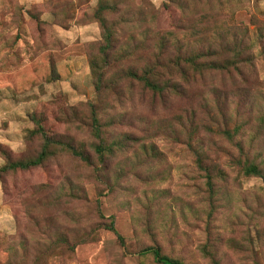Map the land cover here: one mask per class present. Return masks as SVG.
<instances>
[{
	"label": "rangeland",
	"instance_id": "rangeland-1",
	"mask_svg": "<svg viewBox=\"0 0 264 264\" xmlns=\"http://www.w3.org/2000/svg\"><path fill=\"white\" fill-rule=\"evenodd\" d=\"M197 54L253 61L236 77L258 90L208 74L155 94L128 75L176 81ZM244 160L264 170V0H0V264H158L150 247L264 264V184Z\"/></svg>",
	"mask_w": 264,
	"mask_h": 264
},
{
	"label": "trees",
	"instance_id": "trees-1",
	"mask_svg": "<svg viewBox=\"0 0 264 264\" xmlns=\"http://www.w3.org/2000/svg\"><path fill=\"white\" fill-rule=\"evenodd\" d=\"M114 10L115 8H113V6L109 4L101 5L98 8L97 18L100 22L103 35L105 38L104 45L101 50L105 54L109 52L112 48L113 35L110 29L106 28V24L101 18L102 17L101 14L105 11H114ZM241 51L249 52L248 49L246 48H242ZM173 66L175 69H178L179 75L181 76V78L179 77L180 79L176 81L169 79L168 82H164V80H161L160 78L157 79L156 76H159L157 71L159 68L158 64L152 66L148 65L146 71L142 76H139L137 72H129L128 75L135 81L137 82L139 81L143 83V85L147 89H149V91L155 94H162L168 90H172V91L182 90L183 93L184 86H189L193 82H196L197 79H201V78L203 79L205 75L208 74H216L220 76L230 77L232 80V85L235 87V89L239 90L240 93H250L251 91L258 90L252 85H250L248 80L246 81L241 80V84L238 85L239 81H237L238 79L236 77L241 75L243 71H247V72L249 71L251 73L252 72L255 73L256 71L253 61L247 60L245 62H241L238 59V60L218 63V62L209 61L205 57H202L199 54H197L196 56L193 57L191 56V58H188L180 63L173 62ZM241 78L244 79L245 75H243ZM162 82L163 84H161ZM218 102L219 101H217V103ZM221 134L225 136L228 140H231L233 136L232 133L227 130L221 132ZM101 149H102L101 147H98V152L100 154H103L104 151ZM46 153H47V147L34 161L11 164L8 167H4L3 171H7L8 168L9 170H16V169L27 170L30 168L39 167L44 162ZM197 162H198V166L206 173V180H207L206 186L208 187L211 193H215L214 185L212 181L213 179L211 177V174L209 173L210 169L215 167L213 161H209V160L207 161V159L203 160L202 156H200L197 158ZM208 162H212V164L206 166L205 164H207ZM237 166L240 168V170L245 176L260 178L264 184V170L261 168L259 164L250 162L248 160H244L243 162L237 161ZM106 229L114 232L113 220L111 221L110 225H106ZM149 254L153 255L155 262L158 264H179L177 261L171 260L168 257L163 256L159 248L150 247L140 252V255H149Z\"/></svg>",
	"mask_w": 264,
	"mask_h": 264
}]
</instances>
